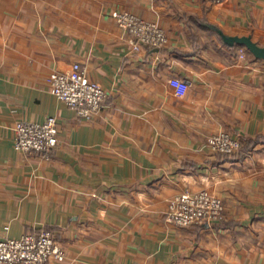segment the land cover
Wrapping results in <instances>:
<instances>
[{
	"label": "crops",
	"instance_id": "0c3cea01",
	"mask_svg": "<svg viewBox=\"0 0 264 264\" xmlns=\"http://www.w3.org/2000/svg\"><path fill=\"white\" fill-rule=\"evenodd\" d=\"M116 10L169 43L134 50ZM220 32L264 46V0H0V236L50 230L66 257L47 264H264V142L243 158L206 146L264 135V58ZM75 63L107 94L89 120L48 83ZM49 116L56 147H14L18 120ZM202 189L222 222L167 220L171 198Z\"/></svg>",
	"mask_w": 264,
	"mask_h": 264
},
{
	"label": "built area",
	"instance_id": "2783aa9c",
	"mask_svg": "<svg viewBox=\"0 0 264 264\" xmlns=\"http://www.w3.org/2000/svg\"><path fill=\"white\" fill-rule=\"evenodd\" d=\"M113 17L133 37L136 51L147 47L164 48L169 43L167 32L153 21L127 10H116ZM48 83L55 96L75 107L79 116L87 120L100 110L107 96L101 84L92 80L80 63L73 64L68 72H52ZM58 142L59 131L54 117L41 123L20 120L15 124L14 147L17 150L47 152ZM242 145V139L227 130L211 134L206 142L214 153H235ZM166 218L179 226L213 225L226 218V206L223 199L209 189L185 191L170 199ZM65 257V249L48 229L20 237L0 236V264H47L52 260L63 261Z\"/></svg>",
	"mask_w": 264,
	"mask_h": 264
},
{
	"label": "water",
	"instance_id": "95a60500",
	"mask_svg": "<svg viewBox=\"0 0 264 264\" xmlns=\"http://www.w3.org/2000/svg\"><path fill=\"white\" fill-rule=\"evenodd\" d=\"M223 36L225 42L229 45H234L235 43L246 45L249 50L259 58H264V46L259 45L255 42L251 35H227L220 32Z\"/></svg>",
	"mask_w": 264,
	"mask_h": 264
},
{
	"label": "trees",
	"instance_id": "16d2710c",
	"mask_svg": "<svg viewBox=\"0 0 264 264\" xmlns=\"http://www.w3.org/2000/svg\"><path fill=\"white\" fill-rule=\"evenodd\" d=\"M264 142V135H259L256 138H250L246 141L244 147L239 153H219L224 157L227 158H233V157H238V158H243L246 153L252 151L254 146H256L259 143Z\"/></svg>",
	"mask_w": 264,
	"mask_h": 264
},
{
	"label": "rangeland",
	"instance_id": "374dc122",
	"mask_svg": "<svg viewBox=\"0 0 264 264\" xmlns=\"http://www.w3.org/2000/svg\"><path fill=\"white\" fill-rule=\"evenodd\" d=\"M49 117H54V116H49ZM49 117H48V118H49ZM54 118L56 119V117H54ZM18 121H20V120H18ZM18 121H17V122H18ZM56 121H57V120H56ZM57 126H58V124H57ZM58 131H59V128H58ZM19 264H21V263H19Z\"/></svg>",
	"mask_w": 264,
	"mask_h": 264
}]
</instances>
